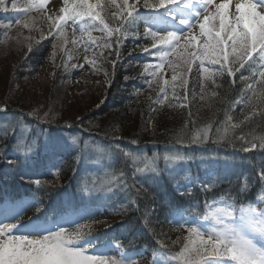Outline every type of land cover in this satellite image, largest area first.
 I'll return each instance as SVG.
<instances>
[{
  "label": "trees",
  "instance_id": "1",
  "mask_svg": "<svg viewBox=\"0 0 264 264\" xmlns=\"http://www.w3.org/2000/svg\"><path fill=\"white\" fill-rule=\"evenodd\" d=\"M8 17H12L11 13L0 9V20ZM143 28L142 23L138 28H129L122 34L119 45L115 43V36L109 38L112 47L108 49L102 65L105 79L109 82L103 87L96 106L94 103L88 111L81 115L78 113L75 120L59 119L61 116L57 114H48L47 117L44 114L38 117L29 115L25 107L31 108V105L19 97L12 96L9 101H0V107L6 105L8 108L0 116L22 119L32 129L26 144L36 147L30 151L26 164L25 158L20 156L17 165L12 167L7 165L6 159H16L19 155L15 150V138L9 137L5 143H0V196L18 199L36 196L50 218L62 202H70L76 208L81 205L93 208L96 210L93 219L105 223L94 224L85 240L100 245L118 241L123 251L143 253L134 257L136 263L145 264L147 261V264H151L152 252L159 249L157 241L167 244L168 248L163 251L175 256L183 246V237L188 235L185 228L170 222L172 213L179 211L186 218L199 220L200 227L207 233L218 227L210 213L225 207V202L231 203L230 197L237 193V206L250 203L257 209L264 208V183L258 176L259 170L264 167V150L257 148L243 152L241 142L232 139L241 134L248 139L264 135V123L257 115L240 128L230 129L224 139H218L217 129L220 135L224 134L226 115L233 117L232 123H239L250 110L243 103H233L241 96H252L239 79L241 73L246 77L250 75L248 66L236 74L234 83L227 74L216 78L220 87L207 81L203 93L200 91L202 76L194 70L186 78V88L176 82L178 86L173 90L172 85H165L162 80L154 82L151 69L145 72L144 64H151L148 53L139 50L129 55L125 52L126 45L140 49L149 42L143 38ZM137 30L141 34L139 37ZM30 47L31 51L23 46L17 52L9 69L8 63H0V83L7 84V92L19 88L17 79L34 74L42 65L48 40ZM117 50L119 56L115 54ZM149 80H153L151 87ZM58 81L60 78L57 79L56 73L54 81L46 85V89L49 91ZM25 83L22 82L23 87ZM161 87L165 89L164 93H160ZM255 87L259 92L258 83ZM213 91L216 92L215 96L212 95ZM201 95L204 96L203 100L200 99ZM253 103L258 112L264 110V104L257 97H253ZM209 124L212 131L207 141L198 144L189 142L196 130ZM58 131L79 135V142L51 157L43 151L45 138L42 133ZM178 139H182L183 143H178ZM92 142L101 144H90ZM121 150L139 157L137 166L145 169L136 176L137 186L144 185L137 199L139 208L130 203V198H136L134 190H98L106 187L112 175L118 174L120 169L128 174V183H133L132 161L125 160ZM177 150L190 159L165 162L164 154ZM153 161L155 172L152 170ZM23 173L27 174L26 180L21 179ZM36 180H40L41 184L36 185ZM205 184L211 186L205 190ZM241 189L244 190L241 192ZM180 192L185 194L180 195ZM150 209L155 211L151 212ZM33 212L34 209L26 212L20 222L27 220L26 215L32 217ZM145 216L150 217V222H145ZM65 226L75 228L74 224ZM13 233L27 234L23 230H13ZM177 237L181 238L180 242L173 244ZM96 251L87 248L90 255ZM110 255L119 259L115 251ZM180 263L179 259L172 262Z\"/></svg>",
  "mask_w": 264,
  "mask_h": 264
},
{
  "label": "snow or ice",
  "instance_id": "2",
  "mask_svg": "<svg viewBox=\"0 0 264 264\" xmlns=\"http://www.w3.org/2000/svg\"><path fill=\"white\" fill-rule=\"evenodd\" d=\"M49 3L50 0H28V6L24 11L45 10ZM63 4L64 6L59 9V15L47 16L53 29L59 33V37H64V29L69 21L75 26L78 20L87 17L91 21H99L102 25L100 31L106 32L110 38L115 36V43L119 45L124 32L131 27L138 28L142 23L143 38L151 42V47H141L140 50L160 61L155 65L145 63L144 70L149 72L151 69L150 75L154 80L164 69L167 57L175 55L176 62L167 61L168 68L173 72L171 81H163L165 85L171 84L173 90L178 86L177 81L179 86L186 88L188 83L186 74L192 72L193 64L197 61L198 71L202 76L200 84L202 93L207 81L215 87H220L221 85L216 83V78L225 74L231 77L234 83L236 74L247 65L250 75L246 77L241 73L239 79L244 82L245 89L250 91L252 96H241L233 103H243L250 110L244 114L243 120L239 123H232L233 117L226 115L224 134L220 135V130L217 129V138L224 139L230 129L240 128L242 124L251 121L257 115L264 123V110L258 112L253 103V97H257L264 104V0H236L234 11H230L233 0H219V2L217 0H132V2L121 0L120 3H117V0H109L110 6H115L117 9L111 17L117 27H111L101 16V12L96 10L103 7L99 2L93 4L90 0H63ZM0 7L7 10L5 0H0ZM11 7L17 10L16 0H12ZM15 23L20 24L21 21L17 19ZM197 26L199 32L194 34L193 29ZM24 27H28V24L25 23ZM80 30L84 31L83 26ZM136 35L138 37L141 35L138 30ZM75 42L73 40V43ZM104 46L107 47L108 44L105 43ZM28 50L31 51L30 46ZM115 54L120 55L118 50ZM177 69L182 71L178 72ZM153 80L148 81L149 87L152 86ZM257 83L260 86L259 92L255 87ZM159 91L164 93L165 89L161 87ZM212 95L215 96L216 92L213 91ZM200 99L203 100L204 96L201 95ZM7 111L6 105L0 107V113ZM29 115L34 116L35 112ZM44 115L47 117L48 114ZM211 131V124L198 129L191 135L189 142L203 143L209 139ZM31 133L32 129L26 128L20 121L3 122L0 127V143H5L9 137H14L15 150L19 154L16 159H6L7 165L15 167L20 156L25 158V164L30 159L31 144H26V141ZM76 139V137L47 135L43 143V151L55 157L76 144ZM232 139L241 142L243 152H251L257 148L264 150V135L248 139L241 134L238 137L233 136ZM178 143H183V140L178 139ZM121 151L125 160L132 161L133 183H128V174L120 169L118 174L112 175L106 187L102 186L98 190L106 192H113L114 189L134 190L136 198H130V203L139 208L137 199L144 185L137 186L136 176L142 174L145 169L137 166L139 157ZM163 159L165 162H181L187 161L190 157L180 154L177 150L173 154L165 153ZM152 170L156 171L154 161ZM258 176L264 183V167L259 170ZM21 179L26 180L27 174L23 173ZM34 183L40 185L41 181L36 180ZM210 186L203 185L205 190ZM86 190L91 191V189ZM230 199L231 203L225 202V207L214 209L210 213L218 227L208 232L207 238L199 220L186 218L179 211L172 213L170 222L179 228H185L188 235L183 237V246L175 256L163 251L168 248L167 244L157 241L159 249L152 252L151 264H172L177 259L181 264H264V208L257 210L250 203L247 205L240 203L237 206L239 193ZM41 204L36 196L28 199L0 196V264H134V257L143 254L123 251L118 241L100 245L92 240H85L94 224L105 223L93 219L96 215V210L93 208L85 205L76 208L70 202H62L55 215L50 218L41 208ZM30 209H34L33 216L21 223V218ZM149 211L154 212L155 209ZM81 220L86 222L80 223ZM145 222H150V217L145 216ZM73 224L75 228L72 231L65 226ZM13 230H23L27 234L13 235ZM180 240L181 238L177 237L172 243L176 244ZM257 240L261 242L260 246L257 245ZM81 241L83 243H80ZM87 248L97 251L90 255L87 253ZM113 251L119 254V259L110 255Z\"/></svg>",
  "mask_w": 264,
  "mask_h": 264
},
{
  "label": "rangeland",
  "instance_id": "3",
  "mask_svg": "<svg viewBox=\"0 0 264 264\" xmlns=\"http://www.w3.org/2000/svg\"><path fill=\"white\" fill-rule=\"evenodd\" d=\"M90 2L93 4L99 2L103 7L96 10L101 12V16L108 23L117 25L111 19L112 14L117 9L115 6H110L109 0H90ZM120 2L121 0H117V3ZM129 2H132V0H129ZM235 2L236 0H233V6L230 8V11H234ZM11 3L12 0H5L7 10L4 7H0L1 10L10 12L12 15L11 18L9 16L4 20H0V63H8L9 69L10 64L14 63L15 55L23 46L27 49L29 46L43 40H48V49L44 59L41 61L42 65L34 74L26 78L17 79L19 88H12L10 89L11 91L7 92V84L0 83V101H9V97L12 96L19 97L28 102V105H31V108H25L29 113L35 112L36 116L34 115V117L45 113L50 115L57 114L61 116L58 117L59 119L63 117L71 121L79 116L78 113L81 115L88 111L92 107V104L95 103L94 106H96V101L99 99L100 94L103 93V87L109 82L105 79V72L102 69V65L108 49L112 47L110 37L107 36L106 32L100 31L102 25L99 24V21H91L86 17L84 20H78L75 26L69 21L64 29V37H59V33L53 29L47 16L59 15V9L64 6L63 0H50L45 10L32 9L28 11H24L28 6V0H16L17 10L12 9ZM17 19L21 21L20 24L15 23ZM25 23L28 24V27H24ZM6 25L11 26L6 28ZM81 26L84 28L83 32L80 30ZM198 32L199 28L197 26L193 29V33L198 34ZM73 40L76 42L73 43ZM93 41L96 43H93ZM105 43L108 44L107 47L104 46ZM142 47L150 48L151 42L144 43ZM125 50L126 53H136L140 49L126 45ZM150 60L152 65L160 63L157 58L151 55ZM167 61L176 62V56L169 55ZM167 61L165 62L164 69L155 77L154 82L157 80L171 81L173 72L168 68ZM198 68L199 62L197 61L193 64L192 71H198ZM177 71H182V69H177ZM56 73L57 79L60 78V81L48 91L45 86L54 81ZM189 75L187 73L186 78ZM22 82H26L24 87ZM177 82L179 83V81ZM5 121H20L26 128L31 129L19 117L0 116V127H2ZM42 134L44 138L47 135H60L65 138L76 137V143L79 142V135L72 136L62 131L53 134L49 132ZM90 144L101 143L92 142ZM35 148V146H32L30 151ZM29 217L31 215H26V219ZM72 230L74 228L69 229V231ZM207 233L205 238H207ZM12 234L16 235L15 233ZM256 242L258 246L261 245L259 240ZM134 264H141V262L136 263L134 261ZM145 264H147V261H145Z\"/></svg>",
  "mask_w": 264,
  "mask_h": 264
}]
</instances>
